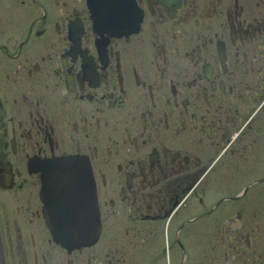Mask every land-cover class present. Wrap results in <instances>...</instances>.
<instances>
[{"label": "flooded vegetation", "instance_id": "flooded-vegetation-1", "mask_svg": "<svg viewBox=\"0 0 264 264\" xmlns=\"http://www.w3.org/2000/svg\"><path fill=\"white\" fill-rule=\"evenodd\" d=\"M84 171L98 230L65 248L46 184ZM0 245L4 264H264V0H0Z\"/></svg>", "mask_w": 264, "mask_h": 264}, {"label": "water", "instance_id": "water-1", "mask_svg": "<svg viewBox=\"0 0 264 264\" xmlns=\"http://www.w3.org/2000/svg\"><path fill=\"white\" fill-rule=\"evenodd\" d=\"M64 161H61V163ZM83 179L82 184L80 182ZM46 184L47 197L56 199V204L50 202L48 229L62 246H86L91 244V236L97 233L98 218L94 207L92 189L86 179V171L79 177L78 186L68 190L61 187L60 182ZM0 264L3 263L0 245Z\"/></svg>", "mask_w": 264, "mask_h": 264}, {"label": "bare ground", "instance_id": "bare-ground-1", "mask_svg": "<svg viewBox=\"0 0 264 264\" xmlns=\"http://www.w3.org/2000/svg\"><path fill=\"white\" fill-rule=\"evenodd\" d=\"M91 1H92V0H91ZM100 3H101V2H100ZM100 3H99V4H100ZM58 161H59V160H58ZM58 161L56 160L55 162L58 163ZM60 161H65L66 163L64 162L63 164H67V161H66V160H60ZM60 161H59V162H60ZM52 162H53V161H52ZM51 164H52V163H51ZM53 164H54V163H53ZM58 164H59V163H58ZM60 164H62V163H60ZM63 164H62V165H63ZM68 170H69V169H68ZM70 170H71V169H70ZM57 171H58V169H57ZM60 173H61V172H60ZM77 175H78V173H77ZM80 175H81V174H80ZM88 176H89V175H88ZM71 178H72V177H71ZM46 179H48V178H46ZM61 181H62V180H61ZM57 182H58V181H57ZM44 184H45V183H44ZM54 184H55V183H54ZM54 184H53V185H54ZM91 184H92V183H91ZM51 185H52V184H51ZM53 185H52V186H53ZM63 185H65V184H63ZM63 185H62V186H63ZM68 188H69V187H68ZM57 189H58V188H57ZM43 190H44V189H43ZM43 190H42V193H43ZM45 190H46V189H45ZM44 192H45V191H44ZM94 193H95V192H94ZM46 194H47V191H46ZM42 196H43V195H42ZM43 197H44V196H43ZM50 199H51V198H50ZM48 200H49V199H48ZM52 200H53V199H52ZM52 200H50V202H51ZM47 202H48V201H47ZM48 203H49V202H48ZM55 203H56V202H52V204H55ZM46 205H47V204H46ZM45 212H48L47 209L45 210ZM2 252H3V251H2Z\"/></svg>", "mask_w": 264, "mask_h": 264}, {"label": "rangeland", "instance_id": "rangeland-1", "mask_svg": "<svg viewBox=\"0 0 264 264\" xmlns=\"http://www.w3.org/2000/svg\"><path fill=\"white\" fill-rule=\"evenodd\" d=\"M64 247H65V248H70V249L75 248V246H70V247H69V246H66V245H65Z\"/></svg>", "mask_w": 264, "mask_h": 264}]
</instances>
